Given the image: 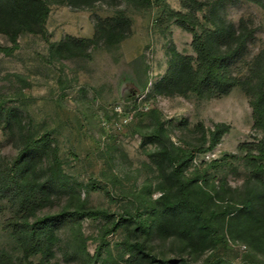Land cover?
<instances>
[{
    "label": "rangeland",
    "instance_id": "374dc122",
    "mask_svg": "<svg viewBox=\"0 0 264 264\" xmlns=\"http://www.w3.org/2000/svg\"><path fill=\"white\" fill-rule=\"evenodd\" d=\"M117 12L131 20V33L120 43L92 49L84 58H60L50 52L49 43L67 36L90 38L95 17ZM173 12L185 13L179 0L116 6L97 2L84 9L51 4L45 24L47 40L22 34L8 53L3 49L9 50L12 44L0 35V103L18 113L23 133L33 138L48 135L80 200L110 215L61 224L50 264H125L126 233L115 223L148 198L146 184H151L148 196H158L154 188L160 178L140 146L141 133L151 123L149 110L158 111L171 140L184 149H204L207 143H202L201 133L207 138L215 124L228 126L212 150L196 153L192 161L190 170L206 172L208 189L223 184L229 188L225 196L237 200L263 175L253 170L263 168L264 158L242 148L260 139L264 144V133L255 129L240 87L206 99L153 93L172 49L194 55L192 34L179 25ZM221 15L234 25L244 19L253 29L245 54L230 67L233 76L244 77L264 48V8L246 0H225ZM197 16L203 22L202 15ZM16 137L8 130L0 131V156L9 159L15 154ZM71 204L61 197L45 212ZM6 216V212L0 215V256L7 253L14 258L16 247L2 228ZM147 245L158 257L178 255L174 238L153 237ZM187 258L190 264H264V243L225 234L213 249Z\"/></svg>",
    "mask_w": 264,
    "mask_h": 264
},
{
    "label": "trees",
    "instance_id": "16d2710c",
    "mask_svg": "<svg viewBox=\"0 0 264 264\" xmlns=\"http://www.w3.org/2000/svg\"><path fill=\"white\" fill-rule=\"evenodd\" d=\"M155 0H0V35L17 47L22 34L38 35L47 40L45 28L51 4H66L74 9L92 7L97 2L116 6L121 2L147 5ZM163 2L164 0H156ZM185 13L173 12L177 22L192 34L194 55L172 49L164 74L153 85V93L163 97L195 96L199 99L227 94L240 87L248 99L256 130L264 133V48L255 56L244 77L233 76L231 65L245 54L253 40V29L241 19L237 25L221 15L225 0H179ZM264 8V0H246ZM202 15L203 22L197 14ZM131 33V20L122 12L110 17H95L90 38L67 36L49 43L52 54L60 58L88 57L89 51L112 47ZM151 123L141 133L140 146L148 165L160 181L154 190L158 196L140 200L135 210L126 212L115 223L126 233L125 264H190L187 257H198L213 249L225 234L236 233L254 242L264 243V165L253 174L262 173L257 185L246 189L234 200L225 196V185L208 189L205 171L192 168L199 152L214 148L221 135L228 131L217 123L201 133L204 149L181 148L171 140L157 110L147 113ZM16 134L17 147L11 158L0 156V215L7 213L2 228L16 247L12 258L3 253L0 264H50L58 242L57 232L66 220L73 218H110L103 210L87 207L63 172L57 149L47 134L31 137L23 133L18 113L0 103V131ZM256 151L264 158L263 140L244 144L242 148ZM252 163H255L252 160ZM222 187V188H220ZM259 189V190H257ZM67 197L70 207L45 212L58 198ZM153 237L174 238L178 255L158 257L148 247ZM235 239V238H234ZM237 240V238H236ZM51 264H58L56 262Z\"/></svg>",
    "mask_w": 264,
    "mask_h": 264
}]
</instances>
